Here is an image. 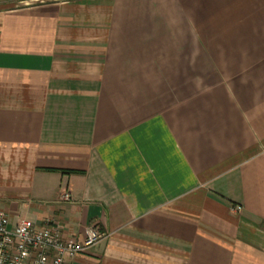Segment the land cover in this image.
I'll use <instances>...</instances> for the list:
<instances>
[{
	"label": "crops",
	"instance_id": "1",
	"mask_svg": "<svg viewBox=\"0 0 264 264\" xmlns=\"http://www.w3.org/2000/svg\"><path fill=\"white\" fill-rule=\"evenodd\" d=\"M27 1L0 0L8 228L107 234L65 264H264V0Z\"/></svg>",
	"mask_w": 264,
	"mask_h": 264
},
{
	"label": "built area",
	"instance_id": "2",
	"mask_svg": "<svg viewBox=\"0 0 264 264\" xmlns=\"http://www.w3.org/2000/svg\"><path fill=\"white\" fill-rule=\"evenodd\" d=\"M60 201H70L69 191L60 194ZM239 211L240 206L232 207ZM8 218L0 212V264H65L68 259L85 253L107 237L96 224H90L81 240L65 239L58 223L47 222L39 228L28 219L8 228Z\"/></svg>",
	"mask_w": 264,
	"mask_h": 264
},
{
	"label": "rangeland",
	"instance_id": "3",
	"mask_svg": "<svg viewBox=\"0 0 264 264\" xmlns=\"http://www.w3.org/2000/svg\"><path fill=\"white\" fill-rule=\"evenodd\" d=\"M40 0L38 1H33V2H30V1H27V3H36V2H39Z\"/></svg>",
	"mask_w": 264,
	"mask_h": 264
}]
</instances>
